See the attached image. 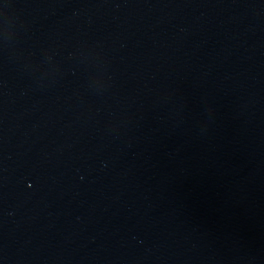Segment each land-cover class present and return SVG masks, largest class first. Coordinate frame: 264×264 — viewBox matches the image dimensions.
Returning a JSON list of instances; mask_svg holds the SVG:
<instances>
[{"label":"water","instance_id":"obj_1","mask_svg":"<svg viewBox=\"0 0 264 264\" xmlns=\"http://www.w3.org/2000/svg\"><path fill=\"white\" fill-rule=\"evenodd\" d=\"M0 264H264V0H0Z\"/></svg>","mask_w":264,"mask_h":264}]
</instances>
